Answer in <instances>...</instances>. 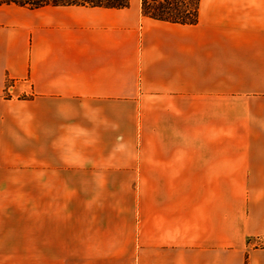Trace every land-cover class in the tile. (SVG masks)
<instances>
[{"label":"crops","instance_id":"1","mask_svg":"<svg viewBox=\"0 0 264 264\" xmlns=\"http://www.w3.org/2000/svg\"><path fill=\"white\" fill-rule=\"evenodd\" d=\"M9 148L30 156H0V264L23 196L35 259L46 198L74 260L264 264V0H199L194 24L0 4Z\"/></svg>","mask_w":264,"mask_h":264},{"label":"rangeland","instance_id":"2","mask_svg":"<svg viewBox=\"0 0 264 264\" xmlns=\"http://www.w3.org/2000/svg\"><path fill=\"white\" fill-rule=\"evenodd\" d=\"M0 156L29 160L30 153L29 149L9 148L0 149ZM3 199L8 203V216H12L13 214L10 212L15 209V216L18 218L20 214L21 218L20 227L18 226V221L16 223V244L10 243L8 239L7 264H94L86 260L73 259L76 254H70V252H73V250L77 252L78 250H75L77 247L73 246L74 244H66V238L63 237V230L52 226L54 224L53 222H57L54 218L56 214H51V221L49 222L51 228L47 227L48 216L45 212L46 198H39L37 259H35L34 239L32 244L30 228V197L1 198V200Z\"/></svg>","mask_w":264,"mask_h":264},{"label":"trees","instance_id":"3","mask_svg":"<svg viewBox=\"0 0 264 264\" xmlns=\"http://www.w3.org/2000/svg\"><path fill=\"white\" fill-rule=\"evenodd\" d=\"M0 4H16L30 9L45 5L123 8L129 5V0H0ZM198 4L199 0H140L144 16L180 24L197 22Z\"/></svg>","mask_w":264,"mask_h":264},{"label":"built area","instance_id":"4","mask_svg":"<svg viewBox=\"0 0 264 264\" xmlns=\"http://www.w3.org/2000/svg\"><path fill=\"white\" fill-rule=\"evenodd\" d=\"M253 240H254V242H257L258 239L256 238V239H253ZM250 241H251V240H250Z\"/></svg>","mask_w":264,"mask_h":264}]
</instances>
